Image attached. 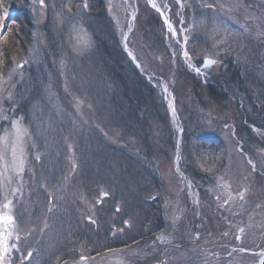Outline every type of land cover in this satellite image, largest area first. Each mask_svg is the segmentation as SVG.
Listing matches in <instances>:
<instances>
[{"label":"rangeland","instance_id":"obj_1","mask_svg":"<svg viewBox=\"0 0 264 264\" xmlns=\"http://www.w3.org/2000/svg\"><path fill=\"white\" fill-rule=\"evenodd\" d=\"M152 3L0 0L3 264H260L264 0Z\"/></svg>","mask_w":264,"mask_h":264},{"label":"snow or ice","instance_id":"obj_2","mask_svg":"<svg viewBox=\"0 0 264 264\" xmlns=\"http://www.w3.org/2000/svg\"><path fill=\"white\" fill-rule=\"evenodd\" d=\"M150 3H152V0H149ZM41 3H43V0H41ZM85 7H87V4H85ZM152 7H156L155 3H152ZM168 28L173 32V34H175V29L172 28V25L169 23L168 24ZM77 44L81 47H88L89 46V41L86 39V34H80L79 38L77 40ZM184 57L188 58L189 53L187 52V50H185L183 52ZM216 61L212 60V59H206L205 60V66H209L212 64H215ZM200 70L197 69V72H199ZM13 125L14 127H16L17 133H19V127H18V122L13 121ZM6 141V138H5ZM22 163V162H21ZM19 171H23L22 166L20 167ZM225 187H227V185H225ZM102 195L107 196V193H102ZM232 197L229 196V199H231ZM240 198L243 199V193L240 194ZM10 203L8 202L7 204L4 205L5 209H8L10 207ZM225 204L228 203V200L224 201ZM178 218V217H177ZM0 222H3L6 225L9 224H14V217H12L11 215H5L3 213H0ZM241 231H243V229H241ZM11 235V232H8L7 234H5L4 232H0V252L2 253H7L9 251V237ZM17 239H19V237H17ZM161 240L166 239L165 237H160ZM30 255V254H29ZM83 259V257H82ZM0 264H3V256L0 255Z\"/></svg>","mask_w":264,"mask_h":264},{"label":"trees","instance_id":"obj_3","mask_svg":"<svg viewBox=\"0 0 264 264\" xmlns=\"http://www.w3.org/2000/svg\"><path fill=\"white\" fill-rule=\"evenodd\" d=\"M211 88L213 89V90H215V87H213L212 85H207L206 86V89L211 93Z\"/></svg>","mask_w":264,"mask_h":264},{"label":"water","instance_id":"obj_4","mask_svg":"<svg viewBox=\"0 0 264 264\" xmlns=\"http://www.w3.org/2000/svg\"><path fill=\"white\" fill-rule=\"evenodd\" d=\"M260 264H264V256H263V258H262Z\"/></svg>","mask_w":264,"mask_h":264},{"label":"bare ground","instance_id":"obj_5","mask_svg":"<svg viewBox=\"0 0 264 264\" xmlns=\"http://www.w3.org/2000/svg\"><path fill=\"white\" fill-rule=\"evenodd\" d=\"M263 258V257H262Z\"/></svg>","mask_w":264,"mask_h":264},{"label":"flooded vegetation","instance_id":"obj_6","mask_svg":"<svg viewBox=\"0 0 264 264\" xmlns=\"http://www.w3.org/2000/svg\"><path fill=\"white\" fill-rule=\"evenodd\" d=\"M163 264V263H162Z\"/></svg>","mask_w":264,"mask_h":264}]
</instances>
